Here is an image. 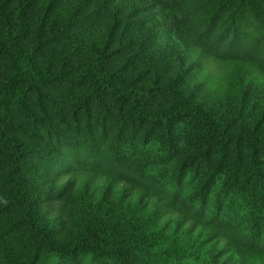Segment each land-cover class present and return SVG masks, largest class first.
<instances>
[{"label": "trees", "instance_id": "16d2710c", "mask_svg": "<svg viewBox=\"0 0 264 264\" xmlns=\"http://www.w3.org/2000/svg\"><path fill=\"white\" fill-rule=\"evenodd\" d=\"M203 2L209 23L250 32L254 50L264 41V0ZM188 26L174 0H0V205L26 231L9 236L0 219V264H41L50 252L92 264H264V63L214 55ZM57 81L81 87L76 104L40 91ZM32 93L50 105L57 138L69 117L91 137L155 132L176 179L192 174L183 197L145 184L161 182L156 165L141 171L114 153L143 185L101 167L39 171L62 144L23 141L6 121L14 106L35 114ZM223 207L241 225L203 214Z\"/></svg>", "mask_w": 264, "mask_h": 264}, {"label": "rangeland", "instance_id": "374dc122", "mask_svg": "<svg viewBox=\"0 0 264 264\" xmlns=\"http://www.w3.org/2000/svg\"><path fill=\"white\" fill-rule=\"evenodd\" d=\"M174 1L183 13L184 22L190 25L188 28L190 29L192 37L207 48L209 52L218 56L230 54L251 55L255 60L264 63V60L259 57V54L264 52L263 40L258 43L259 45L256 46L254 50L251 41L253 34L249 35L250 32L246 34L242 32V35L236 38L235 34L229 31L220 19L213 23H209L206 18L209 12L206 11L203 0ZM39 89L41 92H47L52 95L54 99L63 97L62 99L71 107L72 104L77 103L81 87H73L65 83V81H57L50 84H42L39 86ZM30 100L33 101V109L35 110L34 115L20 111V109L14 106L12 107V114L6 118V121L15 123L10 126V129L22 138L23 141L33 140L36 134H39L40 136L37 139L43 142H54L57 139L55 142L59 141V143L62 144L61 152L57 154L58 159L51 162H42L39 171H41V168H45L50 175H53L57 172L66 173L64 171L67 169L76 170L78 167H101L117 172V175L122 179H130L143 185V181L139 178V169L142 171L143 167L138 165L147 163L151 164L150 166L156 165L158 167L156 172L159 173V175L162 174L161 182H156V180L154 182H149L144 178L143 180L145 184L153 185L154 188H159L162 194L181 199L187 187H189L192 174L188 172L181 182L176 179L173 173V161L165 156L166 152L164 151L163 145L157 142L154 137L155 132L150 131L145 135L143 126L134 131L129 127L123 130L112 127L106 133L95 130L96 136L91 137L87 131L82 128V122H77L76 119L74 121L73 117H69L70 126H65L69 136L57 138L54 132H52V128H50L45 121V119H47L45 114L50 112V105H48L47 101L42 98L41 95L38 96L36 93H32ZM61 106L66 116L69 108L66 105L64 106L62 102ZM76 112L80 115V110H76ZM53 119L57 120L54 117ZM17 121L20 125L16 124ZM181 124L183 128L185 126L188 127V125H184V122H181ZM76 125H78L79 128ZM112 153L117 155V158L124 155L133 163L136 160L140 161L139 163H134L139 169L136 168L137 171L134 172L128 168H115L112 157H110ZM1 201L4 200L1 199ZM45 206H51V202H48V199ZM226 211L227 207H223L221 211H213L212 214H208L207 211L203 212V214H205V217L209 220L217 223L221 222L225 225H230L231 222V226H236L237 223L241 225L242 219L240 215L232 214L229 216ZM14 213V208L6 204L4 205V202H2V205H0V219H2L6 225V233L14 238L15 235L23 237L26 231L23 226L21 227L13 223L16 220V218H14ZM21 244L23 245L24 242H21ZM23 248L32 255L37 246L30 244V247L23 246ZM40 249L43 253H46V248L41 247ZM48 257L49 259L46 260L48 264H92L89 263L87 257L82 255H77L74 260H69L68 257L60 255L57 252H50ZM46 261L43 259L41 264H47ZM106 264H114V262L107 260ZM144 264L156 263L145 262Z\"/></svg>", "mask_w": 264, "mask_h": 264}]
</instances>
